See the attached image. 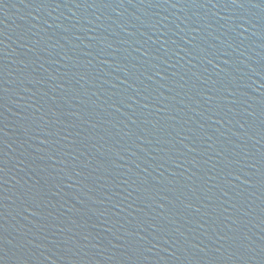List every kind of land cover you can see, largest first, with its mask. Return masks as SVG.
<instances>
[{
    "label": "water",
    "instance_id": "obj_1",
    "mask_svg": "<svg viewBox=\"0 0 264 264\" xmlns=\"http://www.w3.org/2000/svg\"><path fill=\"white\" fill-rule=\"evenodd\" d=\"M0 264H264V0H0Z\"/></svg>",
    "mask_w": 264,
    "mask_h": 264
}]
</instances>
